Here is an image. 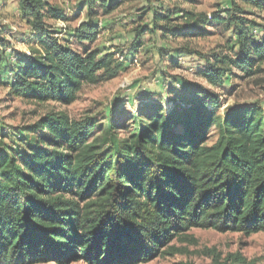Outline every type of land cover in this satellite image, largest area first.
Listing matches in <instances>:
<instances>
[{
	"label": "trees",
	"instance_id": "obj_1",
	"mask_svg": "<svg viewBox=\"0 0 264 264\" xmlns=\"http://www.w3.org/2000/svg\"><path fill=\"white\" fill-rule=\"evenodd\" d=\"M16 1L32 40L28 53L5 57L0 51V72L11 76L8 95L69 105L84 85L125 69L115 53L81 52L69 40L94 42L100 15L133 0H84L78 8L86 19L60 29L49 22H67L66 14L48 0ZM144 1L139 10L150 13V24L133 29L131 55L145 33L162 39L205 34L216 17ZM227 1L225 17L215 21L233 28L237 49L205 59L199 74L211 86L223 85L231 67L251 76L264 62V38H253L254 21L244 14V6L264 11V0ZM67 30L70 39L59 36ZM6 44L0 30V49ZM193 53L182 45L175 57ZM169 56L167 62H177ZM188 95L169 109L137 108L126 122L108 117L100 127L89 115L74 119L50 111L19 128L10 144L0 140V264H140L191 229L246 236L264 231V107L232 106L219 114L211 108L218 93ZM212 259L248 264L240 253Z\"/></svg>",
	"mask_w": 264,
	"mask_h": 264
},
{
	"label": "rangeland",
	"instance_id": "obj_2",
	"mask_svg": "<svg viewBox=\"0 0 264 264\" xmlns=\"http://www.w3.org/2000/svg\"><path fill=\"white\" fill-rule=\"evenodd\" d=\"M83 1L48 0L49 5L62 9L67 19V22L50 21L49 24L56 29L65 25L70 28L77 26L81 20L86 19V10L78 8ZM17 5L16 0H0V30L8 43L0 51L5 57L15 52L28 53L31 45V33L20 19ZM143 5L144 0L123 2L113 13L100 15L99 35L92 43H80L75 38L69 40L72 48L81 52L88 49L101 53L111 51L125 65V69L116 78L84 85L72 104H38L13 98L7 91V83H10L7 81L11 76L5 71L0 72V129L8 136L0 140L10 144V136L16 134L19 128L33 123L39 116L50 111L66 113L74 119L89 115L100 127L108 117H119V122H126L125 118L137 112V108L160 105L165 110L169 109L174 100L201 90L218 93V101L211 108L219 114L232 106L264 107V62L260 65L261 70L251 76L233 67L229 68L228 79L221 86H211L199 74L206 58L213 62L214 54L232 56L236 53L233 28L215 21L217 17H225L223 11L229 7L227 0H195L192 4L179 3L177 0L156 2L155 6L164 9L179 5L194 15L202 13L216 17L205 26L204 29L208 31L205 34H196L194 31L186 38L162 39L158 33H145L141 37L142 46L131 55L133 29L140 24H150V13L142 15L139 10ZM244 10L245 17L254 21V26H249L251 35L255 40H262L264 11L250 6H244ZM67 32H61L59 36L70 39ZM182 45H187L197 53L175 57L176 50ZM167 54L177 62H167ZM162 252L159 257L140 264H214V254L220 255L222 259L233 253H240L248 264H264V231L246 236L210 229H191L183 238L163 248Z\"/></svg>",
	"mask_w": 264,
	"mask_h": 264
}]
</instances>
